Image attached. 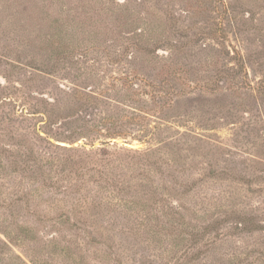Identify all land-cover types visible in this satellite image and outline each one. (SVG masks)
<instances>
[{
  "label": "rangeland",
  "instance_id": "1",
  "mask_svg": "<svg viewBox=\"0 0 264 264\" xmlns=\"http://www.w3.org/2000/svg\"><path fill=\"white\" fill-rule=\"evenodd\" d=\"M0 239L264 264V0H0Z\"/></svg>",
  "mask_w": 264,
  "mask_h": 264
},
{
  "label": "water",
  "instance_id": "2",
  "mask_svg": "<svg viewBox=\"0 0 264 264\" xmlns=\"http://www.w3.org/2000/svg\"><path fill=\"white\" fill-rule=\"evenodd\" d=\"M113 141L117 142V143H120L122 145L129 146V147H134V148H137V147L141 146L140 144L128 143L124 139H113Z\"/></svg>",
  "mask_w": 264,
  "mask_h": 264
},
{
  "label": "trees",
  "instance_id": "3",
  "mask_svg": "<svg viewBox=\"0 0 264 264\" xmlns=\"http://www.w3.org/2000/svg\"><path fill=\"white\" fill-rule=\"evenodd\" d=\"M1 232H2V234L7 238L8 241H11V240H12L10 236H7V233H5L4 231H1ZM2 247L8 249V245H7V243H6L5 241H2V240L0 239V248H2ZM17 258H18V257H17ZM19 260H20V258H19Z\"/></svg>",
  "mask_w": 264,
  "mask_h": 264
}]
</instances>
